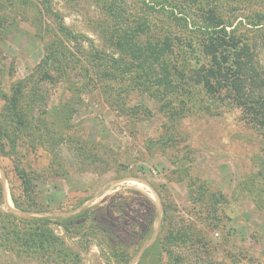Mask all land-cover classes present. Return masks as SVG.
Returning a JSON list of instances; mask_svg holds the SVG:
<instances>
[{
    "label": "rangeland",
    "instance_id": "obj_1",
    "mask_svg": "<svg viewBox=\"0 0 264 264\" xmlns=\"http://www.w3.org/2000/svg\"><path fill=\"white\" fill-rule=\"evenodd\" d=\"M50 4L51 12H58L74 35L85 38L87 51L91 42L102 48L103 16L95 2ZM50 16L29 0H0V110L1 94L8 95L11 84L31 75L43 59L53 40L47 31L53 26ZM73 60L74 66L83 63ZM57 83L42 88L45 106L51 110L46 120L56 128L60 119L68 118L66 140L51 153L42 148L19 152L21 166L35 179L34 196L41 212L14 209L10 192L18 196L19 181L12 159L0 156L7 210L59 221L86 210L95 214L91 219L107 217L104 210L109 208V219L128 231L114 230V240L137 244L138 227L148 222L152 208L153 233L137 251L138 257L158 235L165 205L178 227L192 230L191 239L204 234L210 238L213 252L205 256L216 263L264 264V139L244 123L237 109L212 103L198 88L190 95L156 99L128 83L86 78L79 68ZM180 100L187 110L173 119ZM200 105L209 111L203 112ZM35 115L43 116L40 111ZM78 252L83 264H96V247Z\"/></svg>",
    "mask_w": 264,
    "mask_h": 264
},
{
    "label": "trees",
    "instance_id": "obj_2",
    "mask_svg": "<svg viewBox=\"0 0 264 264\" xmlns=\"http://www.w3.org/2000/svg\"><path fill=\"white\" fill-rule=\"evenodd\" d=\"M29 1L51 15L53 26L47 31L53 40L33 73L14 81L8 95L1 94L0 156L12 159L19 181L18 196L10 192L16 211L41 212L34 196L35 179L21 166L19 152L42 148L51 153L66 140L63 132L70 121L60 119L58 129L47 122L51 110L45 106L42 88L56 86L74 68L84 71L86 78L128 83L160 100L190 95L198 88L212 103L237 109L244 123L264 139V0H91L103 16L102 48L91 42L89 51L85 38L74 35L61 15L51 12V0ZM73 58L82 65L74 66ZM180 102L171 113L173 119L187 110L186 102ZM39 111L42 117L35 115ZM4 203L0 181V264H83L78 250L87 253L92 246L99 251L96 264L135 260V264H218L205 256L213 252L210 238L204 234L191 239L192 230L178 227L165 205L158 235L137 257L153 233L151 207L148 222L138 227L139 241L133 244L114 240V230L128 231L109 219V208L103 209L107 217L99 214L91 219L95 214L86 210L53 221L15 215Z\"/></svg>",
    "mask_w": 264,
    "mask_h": 264
},
{
    "label": "bare ground",
    "instance_id": "obj_3",
    "mask_svg": "<svg viewBox=\"0 0 264 264\" xmlns=\"http://www.w3.org/2000/svg\"><path fill=\"white\" fill-rule=\"evenodd\" d=\"M135 184V183H134Z\"/></svg>",
    "mask_w": 264,
    "mask_h": 264
}]
</instances>
